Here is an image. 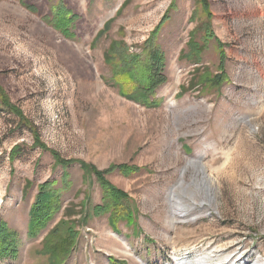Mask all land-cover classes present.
I'll return each mask as SVG.
<instances>
[{
    "label": "rangeland",
    "instance_id": "rangeland-1",
    "mask_svg": "<svg viewBox=\"0 0 264 264\" xmlns=\"http://www.w3.org/2000/svg\"><path fill=\"white\" fill-rule=\"evenodd\" d=\"M207 1L209 19L196 0H0V223L17 238L16 260L0 264H49L42 241L69 202L94 216L64 264H264V0ZM64 11L67 35L54 25ZM149 38L165 82L147 108L126 77L141 78ZM82 164L136 168L105 176L128 195L132 226L94 213L102 190ZM203 169L211 202L193 185ZM49 181L61 211L31 237Z\"/></svg>",
    "mask_w": 264,
    "mask_h": 264
},
{
    "label": "trees",
    "instance_id": "trees-1",
    "mask_svg": "<svg viewBox=\"0 0 264 264\" xmlns=\"http://www.w3.org/2000/svg\"><path fill=\"white\" fill-rule=\"evenodd\" d=\"M196 1L201 12L203 11L206 15V18L209 19L210 14L208 1ZM26 7L31 8L29 6ZM31 10H33V8H31ZM66 17L70 18L65 20ZM71 20H74L72 15L69 12L64 11L58 15L57 19L54 21L55 29L67 35L65 29L68 25H71ZM162 20H165V16H163ZM103 31L104 30H102L99 35H102ZM153 41L154 40L152 38H149L145 43L146 50L151 48L150 61H148L145 64V67L142 69L143 73L141 78L135 81L136 78L132 77V81H130V79L126 77L128 82L133 83L135 87L137 85L136 88L134 87L135 89L133 88L135 91L129 96V99L135 103H141L147 108L157 106V104L151 102L150 99L156 88L165 82L163 75L164 65L162 63L163 56L160 50L154 46ZM199 53V48L194 46L193 51H191V54L187 55V58L192 60V55L198 57ZM122 65L123 64H119L118 67H122ZM127 66L129 65L125 64L124 68H120V71H128L126 70ZM115 67L118 71L117 64H115ZM195 81L191 83V89H194ZM210 81L213 85L217 86L221 83L222 79L216 76L210 79ZM8 103L9 102L5 99V97L2 96L0 90V106L3 108H8ZM18 150L19 148H16L15 150L11 151L12 160L17 157ZM52 155L58 166L64 169L69 166L67 165L68 162L62 161L56 153H52ZM81 167L86 170V173H91L96 177L102 190V205L95 207L94 213L109 214V224H112V222L125 221L124 219L126 218L127 225L132 226V214H130L131 205L128 195L112 187L108 181L105 180V176L108 173L114 172L116 169L124 176H127L132 173V169L135 170L136 168H132L128 165H119L118 167L114 166L103 172H100L89 165L85 166V164H82ZM67 179L68 175L65 174V176L62 178V183L64 182L68 188H70V184L68 183ZM27 186L28 182H25L24 188ZM54 186L55 183L50 181L38 186V192L35 195L34 202L30 206L28 212L29 221L27 226L28 234L31 237L36 236L38 232L40 233L41 231H45L49 223L53 220L54 216L61 211V192L56 190ZM92 216L91 211L87 208L86 203L80 202L79 204H75L69 202V205L66 206L62 213L60 221L46 234L42 241L41 253L49 259V264H64L66 262V260L71 255L72 250H74V247L78 243L79 236L75 231L76 225L86 226ZM16 240L17 238L15 239V235L8 232L6 225L0 223V262L6 260H16Z\"/></svg>",
    "mask_w": 264,
    "mask_h": 264
},
{
    "label": "bare ground",
    "instance_id": "bare-ground-1",
    "mask_svg": "<svg viewBox=\"0 0 264 264\" xmlns=\"http://www.w3.org/2000/svg\"><path fill=\"white\" fill-rule=\"evenodd\" d=\"M199 170V168H198ZM203 178L201 179V181H196L194 180L193 181V185L195 186L196 189L200 190V192H205V196L207 197V201L211 202L214 200V198L212 197V195L210 194V191H211V182H212V179L209 175H207L205 173V170L203 169ZM200 173V172H199ZM181 183H183L181 181ZM190 195H191V198H194V192H190ZM180 207V206H179ZM182 209V208H181ZM175 210V214L177 213V215L179 216V218L181 219H185L186 217V211L185 210ZM203 262V261H201ZM175 264H193L191 263L187 258H181V259H178L175 261ZM202 264V263H201Z\"/></svg>",
    "mask_w": 264,
    "mask_h": 264
}]
</instances>
